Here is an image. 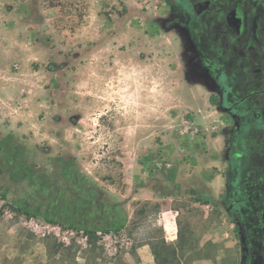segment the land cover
Masks as SVG:
<instances>
[{
	"label": "rangeland",
	"instance_id": "obj_1",
	"mask_svg": "<svg viewBox=\"0 0 264 264\" xmlns=\"http://www.w3.org/2000/svg\"><path fill=\"white\" fill-rule=\"evenodd\" d=\"M258 6L0 0L5 45L37 39L36 54L59 45L71 60L84 45L96 62L55 113L56 137L9 135L0 121V264H145V240L153 264H241L231 211L253 226L254 175L236 157L245 132L223 77L250 94L264 74V34L247 11ZM160 217L176 239L165 242ZM251 230L247 264H264Z\"/></svg>",
	"mask_w": 264,
	"mask_h": 264
},
{
	"label": "crops",
	"instance_id": "obj_2",
	"mask_svg": "<svg viewBox=\"0 0 264 264\" xmlns=\"http://www.w3.org/2000/svg\"><path fill=\"white\" fill-rule=\"evenodd\" d=\"M5 43L0 41V121L11 129L9 135L56 137L55 113L70 105L74 83L85 81L87 70L96 62L89 60L90 55L86 56L84 45L79 46V58L71 60L60 54L59 45L47 48L43 57L36 54L42 50L37 39L14 48ZM14 62L20 65L19 72L12 71ZM77 91L84 93L79 88ZM157 221L165 242L177 238L176 230L168 236L165 218ZM135 250L142 263L153 264V242L145 240Z\"/></svg>",
	"mask_w": 264,
	"mask_h": 264
},
{
	"label": "flooded vegetation",
	"instance_id": "obj_3",
	"mask_svg": "<svg viewBox=\"0 0 264 264\" xmlns=\"http://www.w3.org/2000/svg\"><path fill=\"white\" fill-rule=\"evenodd\" d=\"M258 4H264V0H258ZM249 9H253L257 14L255 19L258 21L259 36H262L264 34V13L262 12L264 7H247V11ZM244 14H249V12ZM258 55L261 57L263 52L259 51ZM257 81L258 86L254 87L252 93L247 94L240 87L238 89L233 87L229 72L223 77L225 109L232 117H237L240 120L239 126L242 132H245L236 157L243 164V168H241L245 169L246 173L254 175V212L250 218L253 226L247 221V216L243 215L240 218L236 210L231 211L232 220L235 218L234 224L241 244V264H247L248 261L251 229H253L257 251L264 252V74H261ZM241 233L244 237V244L241 243ZM243 246L246 247L245 251L242 250Z\"/></svg>",
	"mask_w": 264,
	"mask_h": 264
},
{
	"label": "trees",
	"instance_id": "obj_4",
	"mask_svg": "<svg viewBox=\"0 0 264 264\" xmlns=\"http://www.w3.org/2000/svg\"><path fill=\"white\" fill-rule=\"evenodd\" d=\"M58 1H60V0H58ZM59 4V3H58ZM52 5H55V4H52ZM59 5H61V4H59ZM210 99V101H212V96L209 98ZM212 103V102H211ZM4 198L6 197V194L5 193H3V195H2ZM190 196L193 198V199H195L196 201H202L201 199H199V198H197L196 196H195V192L193 191V190H190ZM23 211V213H25V214H29V212L28 211H26V210H22ZM232 222L233 223H235V218H233V220H232ZM86 233H92L91 231H89V230H84ZM164 244V243H163Z\"/></svg>",
	"mask_w": 264,
	"mask_h": 264
},
{
	"label": "built area",
	"instance_id": "obj_5",
	"mask_svg": "<svg viewBox=\"0 0 264 264\" xmlns=\"http://www.w3.org/2000/svg\"><path fill=\"white\" fill-rule=\"evenodd\" d=\"M184 126H185V131H186V128H190V127L187 126V125H184ZM212 129H214V128H212ZM197 132H198V129H197V128H194V130L191 131L192 134H195V133H197Z\"/></svg>",
	"mask_w": 264,
	"mask_h": 264
},
{
	"label": "water",
	"instance_id": "obj_6",
	"mask_svg": "<svg viewBox=\"0 0 264 264\" xmlns=\"http://www.w3.org/2000/svg\"><path fill=\"white\" fill-rule=\"evenodd\" d=\"M241 243L244 244V237H243L242 233H241ZM242 250L245 251V250H246V247L243 246V247H242Z\"/></svg>",
	"mask_w": 264,
	"mask_h": 264
}]
</instances>
